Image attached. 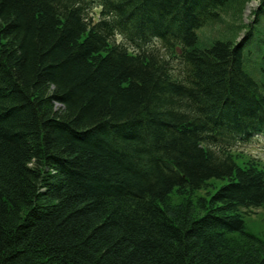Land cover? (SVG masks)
I'll use <instances>...</instances> for the list:
<instances>
[{
	"label": "trees",
	"instance_id": "obj_1",
	"mask_svg": "<svg viewBox=\"0 0 264 264\" xmlns=\"http://www.w3.org/2000/svg\"><path fill=\"white\" fill-rule=\"evenodd\" d=\"M247 1L0 0V264H264V163L233 147L264 134V0L248 49L196 33Z\"/></svg>",
	"mask_w": 264,
	"mask_h": 264
},
{
	"label": "rangeland",
	"instance_id": "obj_2",
	"mask_svg": "<svg viewBox=\"0 0 264 264\" xmlns=\"http://www.w3.org/2000/svg\"><path fill=\"white\" fill-rule=\"evenodd\" d=\"M257 3H258L257 0H248L245 3V5L242 7L241 13L234 20L235 22L233 21L232 16L227 15V14H223L221 17L222 18L221 22H219V20L217 22H212V24H214V25L206 26V27H203L200 30H198L199 37L201 39H202V37H206V36H207L206 38H210V37H212V35H211L212 33H210V32H212V31L222 32V30H225L224 31L225 37L231 38L233 42L238 41V37L240 36L242 29H240L237 26H238V24L242 23L240 21L241 18H242V20L244 19L245 21L247 18H248V20L250 19V15H251L250 12L252 10H255L258 7ZM117 39H118V36H117ZM118 40H123V39H118ZM149 45H151L149 48H153V46H157L160 48V50L162 52H164V49L161 48V43L158 40L151 41L149 43ZM254 74L256 76H258V74L256 72H254ZM245 142H246V140H239V141H237L236 145H239V147L240 146L243 147L242 149L249 151L251 154H253L256 157L260 156V158L262 160H264V138H256V139H252L251 141H249L247 143H245ZM241 147L239 149H241ZM225 182H226L225 180L213 178L211 180V184L213 187L210 185L206 188L198 190L196 192V194L197 195H206V191L207 192H213L216 188H218L219 186H221ZM172 199L175 202L178 201V197L175 194L172 197ZM244 221H245V227H246L247 231L257 235L258 237H260L264 240V207L254 208L250 212H245Z\"/></svg>",
	"mask_w": 264,
	"mask_h": 264
},
{
	"label": "bare ground",
	"instance_id": "obj_3",
	"mask_svg": "<svg viewBox=\"0 0 264 264\" xmlns=\"http://www.w3.org/2000/svg\"><path fill=\"white\" fill-rule=\"evenodd\" d=\"M230 1H232V0H230ZM259 6V5H258ZM100 10L101 9H99V8H96L95 10H94V19H96V20H98V18H99V16H100V14H99V12H100ZM193 16V18L192 19H194V15H192ZM162 18L160 19V21H161V23L163 24V25H166L167 23H174L175 21H174V19L175 18H173L172 16H171V13L169 12V11H163L162 12V16H161ZM132 18H136V17H132ZM158 19V18H157ZM190 21H192L190 18H188ZM108 20L109 21H111L113 24H114V27H113V31H114V33L115 32H119L118 31V28H119V26H123L124 27V23L126 24V17H124V15L122 16V14H119V16H117L116 14H114V15H112L111 14V16H109V18H108ZM235 20V19H234ZM233 20V21H234ZM251 20V18L248 20V18L246 19V21L243 19L242 20V18H241V24H238V27L240 28V29H242V31H241V33H240V36L238 37V42H240V41H242V42H240V44H241V46H243L245 49L247 48V44L249 43V42H246V41H249V40H255V33L253 34L252 32H250L249 30H248V28L246 27V24H248L249 22L248 21H250ZM155 21V20H154ZM190 21H188L187 20V22L185 23V24H189L190 23ZM124 22V23H123ZM193 22V21H192ZM235 22V21H234ZM163 25H153V26H148L150 29H148L147 31H141V32H137V33H133V34H131V37H136V38H134V39H132V40H129V39H127V38H125L126 36H124L121 32H119V33H116L115 34V41L117 42V43H121L120 45H124L125 47H123L124 49H125V52H129V51H133V52H137L139 49H141V50H143V51H149V47L151 46V45H149V43L151 42V41H153V40H157V38H159L158 37V35H156L153 31H155V32H158V29H160ZM173 25H175V24H173ZM172 25V26H173ZM143 25H141V27H142ZM126 28V27H125ZM195 29V28H194ZM196 30V29H195ZM104 31H107V28H105L104 29ZM126 32V31H125ZM124 32V33H125ZM198 32V30H196V33ZM247 33V36L245 37V34ZM117 36H118V39H123V40H118L117 39ZM112 38H113V36H112ZM210 39L211 38H206L205 40L203 39V41H201L200 42V45L202 46V47H204V48H206V49H208L209 48V46H210ZM112 40V39H111ZM212 40V39H211ZM243 43V44H242ZM244 43H246V44H244ZM251 44V43H250ZM149 45V46H148ZM133 46V47H132ZM248 49V48H247ZM121 50H122V47H121ZM181 50L182 49H180V48H176L175 50H174V55H173V57H171V59L168 61V63L167 64H169V66L171 67V69L173 70L174 69V67H175V63L178 61L177 59L179 58V56H180V54H181ZM173 53V52H172ZM244 60V58L242 59V61ZM243 64H244V68H243V71L245 72V73H249V75L254 79V80H256V81H260V77H258V76H256L253 72H251L250 71V69H249V66H250V63H249V61L248 60H244V62H243ZM172 72V71H171ZM166 73H169V71L168 70H166V72H165V74ZM250 77V78H251ZM182 80L184 81V78H182ZM222 137H223V135H222ZM215 142H217V141H215Z\"/></svg>",
	"mask_w": 264,
	"mask_h": 264
}]
</instances>
